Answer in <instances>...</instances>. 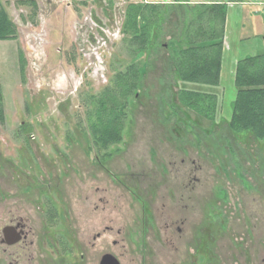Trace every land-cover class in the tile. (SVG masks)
<instances>
[{
  "label": "rangeland",
  "instance_id": "rangeland-1",
  "mask_svg": "<svg viewBox=\"0 0 264 264\" xmlns=\"http://www.w3.org/2000/svg\"><path fill=\"white\" fill-rule=\"evenodd\" d=\"M245 1L264 22V0ZM128 2L37 0L30 15L0 0L17 31L0 41V240L21 212L33 226L30 264H97L105 252L120 264H264V139L227 129L231 81L215 89L222 109L214 126L179 104L169 50L158 46L120 142L90 145L87 95L133 57L121 33ZM253 42L250 53L261 52ZM171 106L187 126L174 127ZM14 250L0 241V264Z\"/></svg>",
  "mask_w": 264,
  "mask_h": 264
},
{
  "label": "trees",
  "instance_id": "trees-1",
  "mask_svg": "<svg viewBox=\"0 0 264 264\" xmlns=\"http://www.w3.org/2000/svg\"><path fill=\"white\" fill-rule=\"evenodd\" d=\"M13 1L18 7L28 9L30 15L37 10V0ZM225 18L226 3L164 6L128 2L121 33L135 45L133 57L123 69L113 73L108 86L97 94L87 95L89 105L83 110V119L90 145L101 151L110 144L120 142L128 105L135 98L148 59L157 52L158 46L169 50L168 74L172 83L179 82L181 85L177 91L179 104L217 126L221 118L222 98L215 89H220ZM16 32L15 24L0 3V41L16 39ZM166 38L169 41L163 44L161 39ZM18 57L19 73L22 75L23 59L19 51ZM186 84L214 89L188 88ZM234 87L231 113L225 122L227 129L235 134L248 133L255 139L263 140L264 52L236 62ZM2 102L0 85V120L4 114ZM170 108L173 117L169 118H174V127L187 126V117H180L175 106Z\"/></svg>",
  "mask_w": 264,
  "mask_h": 264
},
{
  "label": "crops",
  "instance_id": "crops-1",
  "mask_svg": "<svg viewBox=\"0 0 264 264\" xmlns=\"http://www.w3.org/2000/svg\"><path fill=\"white\" fill-rule=\"evenodd\" d=\"M133 3H155V4H210V3H226V18L224 25V39L221 55V65L219 74V83L222 79L227 82H232L234 85V71L236 62L244 57L255 55L251 46L254 41H257L264 52V22L257 19V12L247 10V2L245 0L228 2L227 0H129ZM247 14L250 19L247 27L251 29L250 37H246L244 28ZM253 39V40H252ZM256 39V40H255ZM246 41L247 44L244 43ZM251 41V42H250ZM245 45V46H244ZM243 48L242 50H238ZM260 53V52H259Z\"/></svg>",
  "mask_w": 264,
  "mask_h": 264
},
{
  "label": "flooded vegetation",
  "instance_id": "flooded-vegetation-1",
  "mask_svg": "<svg viewBox=\"0 0 264 264\" xmlns=\"http://www.w3.org/2000/svg\"><path fill=\"white\" fill-rule=\"evenodd\" d=\"M98 222H100V220H98ZM7 226H11L14 228L11 232L15 233V237L17 238V241L14 244L8 245V244H6L7 237L2 234V238L0 240L1 243H3L5 245V247L14 246V248H15V250H14L15 258H13L8 263L9 264H30V258L32 257L31 256L32 254H29V252L31 253V251H29V249H31L34 245V241L32 240L34 233H33V226L30 224L29 219L27 217L24 218L23 214L20 212L15 220H11V222H9V224H7L3 228H6ZM177 230L180 232V228H177ZM1 232H2V230H1ZM100 234L101 233L96 231L94 233L93 239H95V240L99 239ZM29 238H31V239H29ZM112 244L115 245L116 241H113ZM52 247H53V245H52ZM53 251H54V247H53ZM106 253L111 254L114 257H116L112 253L105 252V253L100 255L99 259L97 260V264L100 263L101 257ZM79 258L81 260V263H83V261H85L84 255L82 252H80ZM116 259L118 260L117 257H116ZM118 262H119V260H118ZM63 264H65V263H63ZM119 264H120V262H119Z\"/></svg>",
  "mask_w": 264,
  "mask_h": 264
},
{
  "label": "water",
  "instance_id": "water-1",
  "mask_svg": "<svg viewBox=\"0 0 264 264\" xmlns=\"http://www.w3.org/2000/svg\"><path fill=\"white\" fill-rule=\"evenodd\" d=\"M13 229L14 228L11 226H7L6 228L2 229V234L7 237L6 244L8 245L14 244L17 241V238L15 237V233L11 232ZM99 264H119V262L116 259V257H114L111 254L106 253L101 257Z\"/></svg>",
  "mask_w": 264,
  "mask_h": 264
}]
</instances>
